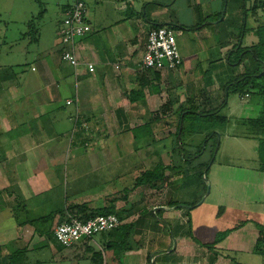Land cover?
I'll use <instances>...</instances> for the list:
<instances>
[{
    "label": "crops",
    "instance_id": "crops-1",
    "mask_svg": "<svg viewBox=\"0 0 264 264\" xmlns=\"http://www.w3.org/2000/svg\"><path fill=\"white\" fill-rule=\"evenodd\" d=\"M81 1L90 33L76 50L81 62L93 65L92 72L62 62V46L54 42L60 22L50 38L38 31L35 40L24 35L30 37L27 47L37 48L35 75L16 80L3 73L10 67L0 66V228L10 220L4 222L12 230L3 235L17 238L0 247V260L36 257L39 253L25 250L30 232L45 235L69 216L87 219L110 211L119 226L130 225L135 232L133 250L113 251L107 247L111 238L99 235L100 241L88 242L80 255L87 264L98 252L102 264H240L235 258L253 255L257 229L248 223L211 249L206 245L214 239L193 238L192 215L204 205L217 208L224 199L232 203L230 210L242 212L251 205L256 216L264 217V174L257 167L213 160L204 176L209 194H202L200 181L183 192L188 174L181 162L178 120L189 107L216 108L214 88L237 74L225 66L226 57L238 44L250 48L258 42L255 30L264 26V0ZM73 2L62 5L60 13ZM158 26L175 32L182 59L176 71L141 67L147 34ZM195 38H200L197 44ZM244 61L237 72L249 65ZM67 100L75 102L67 106ZM88 131L92 137L82 146L77 138ZM185 148L193 151V144ZM208 158L204 153L190 166L201 168ZM157 166H162L157 176L147 179ZM202 197L201 206L194 207ZM16 246L18 251H10ZM77 253L66 264H77Z\"/></svg>",
    "mask_w": 264,
    "mask_h": 264
},
{
    "label": "rangeland",
    "instance_id": "rangeland-1",
    "mask_svg": "<svg viewBox=\"0 0 264 264\" xmlns=\"http://www.w3.org/2000/svg\"><path fill=\"white\" fill-rule=\"evenodd\" d=\"M41 1L43 3L42 6H40V4L35 0H0V66L10 67V69L4 68L5 71H3V73H10L12 74V76L15 75L16 80H20L22 76L32 77V75L35 74L31 72V67H37V63L35 64V62H37L35 61L37 48L33 45V43H31V47H27L28 42H30V37L28 35H26V39H24V35L30 32L28 25L32 22L33 28L36 30V32L38 31V34L40 32H43L50 38V36L52 35V30H55L56 25L61 22L64 17V13H60V7L62 5H65L66 3L73 2V0ZM42 13H44L43 19L39 21L40 19H38V16ZM54 32L56 37L54 39V42L57 44V42H60L59 37L56 36L57 28ZM187 38L188 36H184L182 38H179V41L184 43L186 42L185 39ZM195 39V44H197L200 41V38H198L199 41L197 40V38ZM199 58L201 60L203 57ZM246 63L248 62L244 61V64ZM241 65L244 66L243 62ZM180 70H182V68ZM7 79L10 80V78ZM213 93H216L218 97V99L216 100L217 103L214 106L218 108L221 104H225L226 107L220 113L223 116H227L230 120L227 126L214 127V132L218 135L217 137L219 142L216 147L217 150L215 151V154L213 155L212 159L208 158L206 160L207 163L210 164L214 160V164L240 166L243 168L246 167L253 169L255 167L258 168V144L255 140L248 137V135L251 134V131L248 126L245 125V122L256 117L257 109H259L258 105L256 104V99L251 95L239 96L230 94L228 96L226 90H224V87H220L218 89L214 88ZM254 108H256V110ZM172 120L173 119H171L170 121L172 122ZM174 124H176V121H174ZM186 125L187 127L198 131L205 130V127L211 124L206 125V123L201 120H193L186 123ZM175 128L176 127H172L173 131H175ZM87 133L88 136L80 137V139L77 138L78 142L81 143L82 146H84V143L87 144L90 141L89 139L91 133L90 131H88ZM206 134L207 136H211L213 132L207 131ZM201 137L202 136H194L192 140L193 145H195V143L198 144L197 141L201 140ZM211 144L207 146L205 152L202 150L201 154L203 152L205 153V155L211 154V149L209 148L211 147ZM171 158H174L173 153H171ZM156 161L157 160L154 159L155 163ZM158 163L161 164V162ZM196 164H198V162H195L194 166ZM121 167L123 169H129L128 165L125 166L124 164H122ZM198 169L190 170V172L187 173L188 175L184 177L186 178V180L183 192H185V190L188 192L192 184L195 185L199 181L205 184V178H201L200 180V177H198L199 173L196 172V170ZM115 186L117 188H120V186L121 188H125L123 185L119 184H116ZM205 186L206 190L207 187H209L210 192V184L208 181ZM221 186H223V190L228 192V189L226 190L225 185L222 184ZM252 188L249 187V191H252ZM253 190H255V188H253ZM181 194L183 193L181 192ZM202 198L195 204L194 207L201 206L200 201L202 200ZM228 204L232 203L226 200L224 201V199H222L221 203H219V201L217 202V208L215 207L209 209L208 206H201V208L192 215L190 232L192 233L193 238H196L198 241L203 243H210V241L215 239L218 235L225 233L226 231L232 229L235 225L248 219L259 223L261 226H264V217L259 218L258 216H256V214L252 212V208H250L251 205L248 208L243 209L242 212H238L235 210H230L228 208ZM1 218L4 219L5 216H1ZM4 221L9 223L10 220L4 219ZM4 221L1 222L2 227L0 228V247H3L2 245L9 241L11 237L17 241V238H14V235H3V233H6L5 231L9 229ZM249 225L255 228L252 223H250ZM9 226L12 227L13 225L9 224ZM9 230H12V228H10ZM92 240L98 242L100 241V236L97 235L91 240L82 239L79 242L73 244L68 249L59 245L54 240L52 233L50 232L46 233L45 235H39L36 232H30L25 240V250L35 251L39 254H37L36 257H24V255H21L22 257L15 256L8 262L7 260L5 261L6 257L9 256L7 255L4 256L3 259L1 258L2 261L0 260V264H2L3 262H5V264H66V261L73 257V253L76 252H79L75 256V258L78 259L77 264H87L85 262V258L80 255L81 253H83L85 249L84 247L89 244L88 242H90V245H93V243H91ZM73 247H76L77 249H75V251L73 252L66 251L70 250V248L72 249ZM17 248L18 247L16 246L15 248L10 249V251L14 249L18 251ZM56 255L59 256L56 257ZM89 257L91 258V256ZM235 260L240 264H264V258L254 254L249 256H238L237 258H235ZM34 261H36V263H33Z\"/></svg>",
    "mask_w": 264,
    "mask_h": 264
},
{
    "label": "trees",
    "instance_id": "trees-1",
    "mask_svg": "<svg viewBox=\"0 0 264 264\" xmlns=\"http://www.w3.org/2000/svg\"><path fill=\"white\" fill-rule=\"evenodd\" d=\"M35 1L39 2V0ZM42 14L38 16V19L41 18ZM28 27L30 29L29 35L32 36V40H35L34 35L37 34V32L33 28L32 22L28 25ZM255 35L258 38V42L254 46L250 48H241V46L238 44L234 47V50L230 52L229 56L226 57L227 59L225 62V66L230 69H233L232 71H235V73L237 74L234 73V79L228 82L224 86V89L226 90L228 96L230 94L239 96L251 95L256 99V104L259 107V111L256 117L245 122V125L248 126L251 131V134H249L248 137L250 139L255 140L258 144V171L264 174V26L256 28ZM246 59L250 61L249 65L246 66L242 72H236L238 67ZM224 108L225 104H221L220 107L216 108L215 110L207 112L197 111V109L192 107L180 111L181 117L178 120L177 137L178 141L180 142L179 147L181 162L184 163L182 166L186 168V174L192 169H198V167H191L190 163L195 158L201 157L206 151L205 149L207 148V146L211 143V147H209L211 149L210 159H212L213 155L215 154L219 140L217 137L218 135L214 132V127L224 126L226 124V117L220 113ZM193 120H201L205 122L206 125L211 124L212 126L208 125L205 127V130L196 131L190 127H187L186 125V123ZM207 131H212L213 134L211 136H207ZM194 136L202 137L201 140L197 141L198 144L195 143V145H193V151H188L187 148L184 149V146L193 144L192 140ZM184 139H188L190 144L186 143ZM202 150L204 152L201 154ZM208 164L209 163L203 164L200 169L196 170V172L199 173L198 177H200V180L201 178H204V176L207 174L209 169ZM161 169L162 166H157L153 172H148L146 174L147 176L144 173V176H146L147 179L151 176L155 177ZM201 184L202 194H205L206 186L203 182H201ZM108 214H111V212L105 211L101 212L98 215ZM248 223H252L258 232V238L255 242L252 252L254 255L264 258V226H261L259 223L249 219L235 225L232 229L226 231L225 233L218 235L214 239L213 243L210 245H206V247L213 249L215 245L222 242L231 232L244 227ZM102 235H107V237L111 238V240L107 244V247H109V249H112L113 251L116 250L119 253L123 254L125 252H130L133 250L132 238L135 235V232L131 230L130 225L119 226L117 229ZM91 262L92 264H102V253H93L91 257ZM213 262L214 261H211L212 264Z\"/></svg>",
    "mask_w": 264,
    "mask_h": 264
},
{
    "label": "built area",
    "instance_id": "built-area-1",
    "mask_svg": "<svg viewBox=\"0 0 264 264\" xmlns=\"http://www.w3.org/2000/svg\"><path fill=\"white\" fill-rule=\"evenodd\" d=\"M63 13L64 17L57 33L62 46L61 60L73 69L84 66L92 72L93 65L81 62L76 50L77 43L90 33L86 6L83 1L75 0ZM181 63L173 29L170 26L151 29L147 34L141 67L155 72L176 71ZM74 102L67 100L66 105H72ZM119 225V219L113 214L96 215L87 219L72 215L52 230V236L59 245L69 248L82 239L91 240L97 235L109 233Z\"/></svg>",
    "mask_w": 264,
    "mask_h": 264
},
{
    "label": "water",
    "instance_id": "water-1",
    "mask_svg": "<svg viewBox=\"0 0 264 264\" xmlns=\"http://www.w3.org/2000/svg\"><path fill=\"white\" fill-rule=\"evenodd\" d=\"M209 194V187H207V190H206V193H205V195H208ZM203 202V198H202V200L200 201V204Z\"/></svg>",
    "mask_w": 264,
    "mask_h": 264
}]
</instances>
